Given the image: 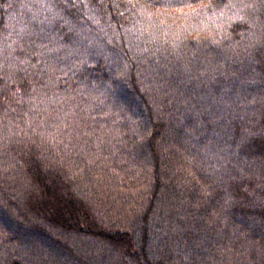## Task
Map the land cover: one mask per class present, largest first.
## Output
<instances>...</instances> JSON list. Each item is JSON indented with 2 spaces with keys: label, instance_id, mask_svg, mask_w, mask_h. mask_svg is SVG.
<instances>
[{
  "label": "trees",
  "instance_id": "obj_1",
  "mask_svg": "<svg viewBox=\"0 0 264 264\" xmlns=\"http://www.w3.org/2000/svg\"><path fill=\"white\" fill-rule=\"evenodd\" d=\"M0 264H264V0H0Z\"/></svg>",
  "mask_w": 264,
  "mask_h": 264
},
{
  "label": "snow or ice",
  "instance_id": "obj_2",
  "mask_svg": "<svg viewBox=\"0 0 264 264\" xmlns=\"http://www.w3.org/2000/svg\"><path fill=\"white\" fill-rule=\"evenodd\" d=\"M244 7H247V5H244Z\"/></svg>",
  "mask_w": 264,
  "mask_h": 264
}]
</instances>
